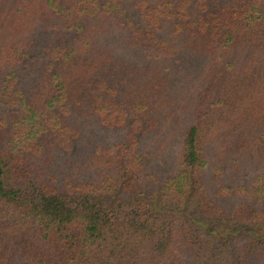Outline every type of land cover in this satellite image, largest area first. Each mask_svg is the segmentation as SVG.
<instances>
[{
  "label": "trees",
  "instance_id": "1",
  "mask_svg": "<svg viewBox=\"0 0 264 264\" xmlns=\"http://www.w3.org/2000/svg\"><path fill=\"white\" fill-rule=\"evenodd\" d=\"M0 264H264V0H0Z\"/></svg>",
  "mask_w": 264,
  "mask_h": 264
}]
</instances>
